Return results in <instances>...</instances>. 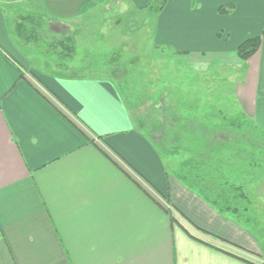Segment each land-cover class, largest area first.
<instances>
[{
	"label": "crops",
	"instance_id": "0c3cea01",
	"mask_svg": "<svg viewBox=\"0 0 264 264\" xmlns=\"http://www.w3.org/2000/svg\"><path fill=\"white\" fill-rule=\"evenodd\" d=\"M148 1L0 0V264H262L248 226L166 175L112 75L84 71L103 38L88 25L116 19L121 40L118 14ZM154 27L157 50L230 65L264 28V0H167ZM246 64L232 102L264 132V35Z\"/></svg>",
	"mask_w": 264,
	"mask_h": 264
},
{
	"label": "trees",
	"instance_id": "16d2710c",
	"mask_svg": "<svg viewBox=\"0 0 264 264\" xmlns=\"http://www.w3.org/2000/svg\"><path fill=\"white\" fill-rule=\"evenodd\" d=\"M166 1L149 0L145 7L160 11ZM230 10L229 5L219 7L220 13ZM262 35L264 28L259 35L238 44L236 54L242 61L258 51ZM197 81L194 78L189 84ZM114 82L130 110L120 83L116 79ZM166 94L168 99L152 104L148 116H133L139 129L147 124L144 133L159 156L163 160L175 158L170 170L165 166L166 175L195 191L220 213L230 212L235 220L247 223L251 217L247 194L243 184L231 181L234 175L229 173L263 170L264 132L257 130L253 121L234 105H230V110L218 106L221 96L210 97L207 89L201 90L200 95H184L170 88ZM138 106H133L136 111ZM164 200L168 201L166 195Z\"/></svg>",
	"mask_w": 264,
	"mask_h": 264
},
{
	"label": "rangeland",
	"instance_id": "374dc122",
	"mask_svg": "<svg viewBox=\"0 0 264 264\" xmlns=\"http://www.w3.org/2000/svg\"><path fill=\"white\" fill-rule=\"evenodd\" d=\"M159 11H153L149 8H144L140 12H130L119 13L118 16L122 18L121 29H126V37L121 38L117 36V40L107 36V28L109 26L115 25L116 19L109 18L105 22L96 19L90 25H88V30L100 31L101 40L98 44L99 53L93 56L94 65L91 66V58L85 55V70L107 73L112 75L120 83L121 91L123 95L127 98V103L131 105L132 116H148L150 107L156 101H166L168 95L166 90H179L184 95H200L201 86L197 83H190L194 77L208 78L212 81V89L208 92L210 97L213 95H220L221 103L217 104L223 108L230 110V105H234L233 96L236 95V87L241 84L244 78H246V61L239 59L240 65L237 66V58L230 65L224 63H218L212 61L211 64L206 62H189L187 57L178 56L176 53L167 47H162L157 50L154 45V25L155 18L157 17ZM114 13L105 10L104 17H113ZM86 25V23H85ZM141 25V28L136 30L135 26ZM61 30V28H60ZM69 31V29L67 28ZM66 30V31H67ZM55 31V30H54ZM57 31V30H56ZM55 31V32H56ZM63 31V29H62ZM60 31V32H62ZM128 34V35H127ZM58 39L64 37L62 35H56ZM68 38H71L67 35ZM91 34H85L84 41L90 39ZM72 39V38H71ZM83 41V42H84ZM127 42L121 45L119 48L110 50L109 48H114L115 44L120 42ZM62 43V42H61ZM43 43L32 44L31 46L35 48H41ZM53 44L58 45V42ZM68 45V46H67ZM61 46L68 47V50L72 51L71 44H61ZM118 46V45H117ZM36 51V50H35ZM49 54L54 56L58 55L57 50L51 49L46 50ZM85 53L90 51L85 50ZM68 53V52H67ZM92 53V52H90ZM34 55V54H33ZM61 56V55H60ZM33 60V59H32ZM232 58L230 59V61ZM229 63V62H227ZM88 66V67H87ZM30 69V67H27ZM233 97V98H232ZM164 98V99H163ZM210 102L212 100L210 99ZM229 102L231 104H229ZM137 104L138 110L134 109V105ZM235 106V105H234ZM147 124L141 125L140 128L145 131ZM175 158L169 157L164 159L165 166L167 170H170L172 166L175 165ZM264 166V164H263ZM263 170L256 171L257 173H229L234 176L231 181L234 183L243 184V189L248 197V214L251 215L250 221L247 223L241 222L244 226H248L254 234L262 242V247L264 244V167ZM260 172V173H258ZM254 175V178H253ZM225 215L232 216L230 212H225ZM264 251V247H263ZM262 264H264V255L262 257Z\"/></svg>",
	"mask_w": 264,
	"mask_h": 264
}]
</instances>
